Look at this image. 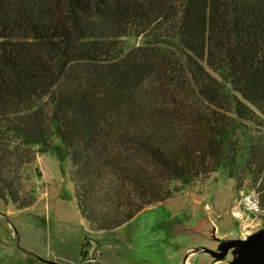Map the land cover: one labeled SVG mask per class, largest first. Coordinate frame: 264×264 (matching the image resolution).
I'll use <instances>...</instances> for the list:
<instances>
[{
    "label": "trees",
    "instance_id": "16d2710c",
    "mask_svg": "<svg viewBox=\"0 0 264 264\" xmlns=\"http://www.w3.org/2000/svg\"><path fill=\"white\" fill-rule=\"evenodd\" d=\"M55 141L96 231L221 168L264 214V0H0V199Z\"/></svg>",
    "mask_w": 264,
    "mask_h": 264
},
{
    "label": "rangeland",
    "instance_id": "374dc122",
    "mask_svg": "<svg viewBox=\"0 0 264 264\" xmlns=\"http://www.w3.org/2000/svg\"><path fill=\"white\" fill-rule=\"evenodd\" d=\"M142 38H127L129 50ZM70 162L55 141L23 168L31 207L0 199V264H264V215L240 205L236 182L218 169L113 231H96L77 208ZM244 241L251 244L233 245ZM209 252L223 255L215 258Z\"/></svg>",
    "mask_w": 264,
    "mask_h": 264
},
{
    "label": "built area",
    "instance_id": "2783aa9c",
    "mask_svg": "<svg viewBox=\"0 0 264 264\" xmlns=\"http://www.w3.org/2000/svg\"><path fill=\"white\" fill-rule=\"evenodd\" d=\"M240 205L243 209L254 216H261L264 215L259 208L258 198L255 191H250L248 194L243 195L240 200Z\"/></svg>",
    "mask_w": 264,
    "mask_h": 264
},
{
    "label": "water",
    "instance_id": "95a60500",
    "mask_svg": "<svg viewBox=\"0 0 264 264\" xmlns=\"http://www.w3.org/2000/svg\"><path fill=\"white\" fill-rule=\"evenodd\" d=\"M252 242H253L252 244H255V245H258V246H264V245H260V243L257 242V241H252ZM247 244H251V243L244 242V241L229 242L228 245H227L226 248H225V252H226V250H227L229 247H231V246H233V245H247ZM209 254H211V255H212L213 257H215V258H221V257H223V255H224V253L221 254V253H218V252H209ZM186 258H187V255L185 256V258H184L182 264H185V260H186Z\"/></svg>",
    "mask_w": 264,
    "mask_h": 264
}]
</instances>
